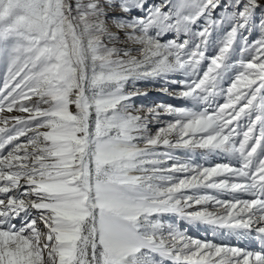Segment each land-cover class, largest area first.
I'll list each match as a JSON object with an SVG mask.
<instances>
[{"label": "snow or ice", "instance_id": "snow-or-ice-1", "mask_svg": "<svg viewBox=\"0 0 264 264\" xmlns=\"http://www.w3.org/2000/svg\"><path fill=\"white\" fill-rule=\"evenodd\" d=\"M0 264H264V0H0Z\"/></svg>", "mask_w": 264, "mask_h": 264}, {"label": "rangeland", "instance_id": "rangeland-1", "mask_svg": "<svg viewBox=\"0 0 264 264\" xmlns=\"http://www.w3.org/2000/svg\"><path fill=\"white\" fill-rule=\"evenodd\" d=\"M252 38L255 39L256 38V34H253ZM161 84H162V81H152V80L139 82L138 86L142 90H145V89L148 90L149 95L147 97H142V98L137 99V101H136L137 104H140V103L152 104V103L158 102V101H164L166 103H173V104H181L182 103V102L177 101V100H172V99H170L169 96H166V95H164V94H162L160 92H157L156 89L158 87H160ZM21 139H23V138H21ZM177 155L181 159H186V156H185L183 151L177 152ZM194 159L196 160L197 163L205 164V165H210V164L222 162L219 157L201 155L199 152L196 153V155L194 156ZM196 229H198V228L193 226L192 229L189 228V230H188V234L190 236H192L193 238H195V237L191 234V232H193ZM206 233L207 232H205L204 234L208 237L207 239H211L212 238V240H214L217 243L221 242V239H222L221 237H219V236L213 237L210 233H207V234ZM203 240H205V239H203ZM223 242L231 244L233 246H239V247H243V248H248L250 250H256V248L252 249L253 247L249 248V245H248L249 241H239L236 238H223Z\"/></svg>", "mask_w": 264, "mask_h": 264}, {"label": "bare ground", "instance_id": "bare-ground-1", "mask_svg": "<svg viewBox=\"0 0 264 264\" xmlns=\"http://www.w3.org/2000/svg\"><path fill=\"white\" fill-rule=\"evenodd\" d=\"M253 34H255V33H253ZM253 34H252V35H253Z\"/></svg>", "mask_w": 264, "mask_h": 264}]
</instances>
